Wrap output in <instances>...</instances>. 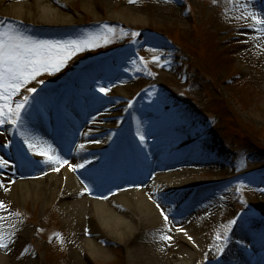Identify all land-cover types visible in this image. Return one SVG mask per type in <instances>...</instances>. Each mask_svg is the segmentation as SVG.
Segmentation results:
<instances>
[{
  "label": "rangeland",
  "instance_id": "obj_1",
  "mask_svg": "<svg viewBox=\"0 0 264 264\" xmlns=\"http://www.w3.org/2000/svg\"><path fill=\"white\" fill-rule=\"evenodd\" d=\"M61 1L64 4L60 8L64 12L80 17L70 28L33 29L4 15V5L15 1L0 0V24H11L14 29L36 39L87 40L95 44V47H84L76 52L59 71L41 73L21 89L30 96L24 127H35L36 97L47 96L48 105L53 108L60 99H70L75 94L81 95L82 99L93 96L106 100L110 98L112 87L104 84L114 79L128 81L125 87L132 83L134 103L128 88L114 86L127 94L117 100L122 112L127 109L138 111L145 106L143 109L152 115L161 113L166 127L171 124L186 132L200 131L204 141L215 142L229 158V162L227 159L226 164L219 166L220 172L195 176L203 180L217 179L221 183L230 180L229 184L209 191L217 197V218L212 219L206 214L211 203L193 207L187 214L191 221L206 217L203 232L210 238L199 248L204 254H197L191 264L215 261L213 248L218 250L221 245L217 235L221 237L228 232L231 220L248 217L254 222H264V195L255 190L264 188V44L254 36L259 32L258 21H252L257 29L255 33L246 32L250 25V6L262 5L264 0H89L98 14L86 9L87 0ZM245 4L249 5L247 9ZM122 7L135 10L136 15L142 16V21L135 24L116 21L111 14ZM105 25L115 29L114 33ZM153 56H160V61H154ZM85 73L90 74L70 85L72 79H79ZM41 80L44 83H39ZM32 87L37 89L35 93L27 91ZM101 88L107 91L101 92ZM17 96L14 101H18ZM116 122L118 119L114 122L118 124ZM116 127V134L124 130L120 123ZM0 128L12 132L15 126L5 123ZM136 130L129 129L128 135L136 136ZM20 136L17 146L22 148L26 143ZM37 137L36 134L28 136L34 145L40 144ZM101 141L108 144L107 139ZM0 150L7 149L2 146ZM202 154L206 156L208 151H202ZM46 162V171L40 170L37 178L52 173L58 176L63 167L69 168L68 163L59 165L49 159ZM239 165L245 169L234 172L232 168ZM72 178L74 188L83 190L84 199L88 200L86 194L89 192L81 179L75 174ZM0 213L9 214L2 222L3 238L11 249L4 257L5 264H75L71 239L76 235L57 204L48 207L34 200L22 205L3 201ZM98 236L102 247L110 252V258H94L84 264H161L162 256L164 260L165 254L170 252V247L164 244L161 251L150 248L144 257L137 252L140 247L137 246L134 251L139 263H136L133 253L130 254L124 245L112 244L105 234L98 233ZM174 248L183 250L186 247L179 244ZM77 249L85 258L87 247L81 245ZM240 255L242 252L236 251L227 260Z\"/></svg>",
  "mask_w": 264,
  "mask_h": 264
},
{
  "label": "bare ground",
  "instance_id": "obj_2",
  "mask_svg": "<svg viewBox=\"0 0 264 264\" xmlns=\"http://www.w3.org/2000/svg\"><path fill=\"white\" fill-rule=\"evenodd\" d=\"M11 1L15 2L4 5V15L33 29H66L72 27L75 21L80 19L74 13L64 12L60 8L64 4L61 0ZM87 4L88 11L98 14L95 12L92 1L87 0ZM115 8L116 6L113 5L112 9L115 10ZM134 11L132 8L122 7L118 11H113L111 15L116 21L126 24L141 22L142 16L136 15ZM254 14L264 18V4L250 6V25L246 31L250 34L257 31L252 24V21H256L252 19ZM254 36L264 44V34L257 32ZM247 38L250 39V37ZM89 74L85 73L79 79H72L70 85L79 83ZM62 77L65 75L63 74ZM159 79H161L160 76ZM159 79L158 81H160ZM125 82L128 81L123 82L121 79L115 81L114 79L105 83V86L112 87L110 98L106 100H99L93 96L82 99L79 94H75L70 99H60V105L67 104L73 110L78 109L79 120L84 118L93 120V125L98 128L100 133L93 134L91 128H82L87 122L79 121L70 142L68 144H63V141L58 143L64 151L65 156L62 158L68 161L70 167V169L63 167L58 176L45 174V176L37 178L40 170L46 171V161H48V156L41 153L47 151L49 156L57 155L48 145L31 149V155L24 157L25 159L21 158V151L17 147L15 148V140L17 141L19 138L20 131H24L27 136L41 135L44 132L43 129L35 133L25 128L20 130L14 128L12 132L2 131L0 128V145L4 146V150L7 149L6 151L0 150V158L9 162L6 167L0 166V201L22 205L34 200L42 202L48 207L57 204L65 213L68 223L76 235L71 239L72 260L75 264H84L85 261H91L94 258L103 260L110 258V252L107 248L102 247L101 237L98 236V233L105 234L107 240L112 244L124 245L130 254L133 253L136 263H139L134 251L137 246H140L137 252L144 254L145 257L150 248L154 247L161 251L160 247L166 244L170 247V252L165 254L164 260L162 256L161 264H191L197 254H204L199 248L210 238L208 233L203 232L207 221L206 217L205 220L194 219L191 221L187 214L193 207L211 203L210 208L206 209L208 210L206 214L212 219L217 218L219 214L217 197L210 195L209 191L230 183V180L221 183L217 179L203 180L196 179L195 176H211L220 172L219 166L226 164L227 159L229 162V158L215 142H211L209 139L204 141L205 137H201L203 133L200 131L198 133L194 130L186 132L171 124L166 127L162 119L163 115L161 113L158 116L152 115L143 109L145 106L138 111L131 112L127 109L122 112L117 100H122L123 97H127V94H123V89L120 91L114 89L115 85L128 88L133 94L132 101L135 102L133 84L129 82L130 87H125ZM86 90L90 91L89 88ZM23 95H25V91L21 90L17 99H21ZM46 98L47 96H40L34 99V103L38 104L43 113H49L50 110ZM83 101L84 106L81 104ZM154 106L157 108V103ZM58 118L55 115L50 125L56 123ZM38 119L40 126L44 129L49 128V124H42L43 121ZM117 119L116 123H120L124 129L119 134H116L118 124L114 123ZM131 128L137 129L136 136L128 135V130ZM140 135L145 137L143 141H141ZM195 135L200 136V139ZM103 139H107L108 144H103L101 141ZM202 141L205 142V145ZM202 151H208V155L203 156ZM104 155L105 157H102ZM128 162L135 165L136 174L133 173V169L127 167L115 168L118 164ZM98 163L101 164L98 165ZM77 164H83L84 167L74 171L72 165ZM96 168H104L103 173L108 171V174L100 176ZM244 169L242 165L232 168L234 172ZM72 172L88 188L92 189L94 195H97V201H86L83 190L74 188L76 185L73 182ZM130 175H133V184L137 186L139 184L136 183L138 181L136 176L140 175L145 192L133 195L125 194V190L128 189L127 178ZM105 179L117 182V186L112 184L111 187H105ZM133 184L130 186L133 187ZM5 188L9 190L5 191ZM112 188H118L124 192H119L116 196H107V192L112 191ZM131 190L133 192V188ZM255 190L264 195V188ZM251 202L254 203L253 200ZM161 208L167 214V220L164 219V214L160 211ZM0 215V264H5L4 257L9 254L8 249H11L9 246L7 248L2 246L7 244L3 238L5 230L2 224L9 214L0 213ZM165 235L172 239H164ZM219 242L221 244L219 249L222 248L223 251L221 253L218 251L219 249L213 248L215 261H212L211 264H227V258L236 251L242 252V255L233 260L234 264H264V260H260L261 258L259 259L255 255L260 253L258 248L264 246V222H254L248 217L231 220L228 232L220 237ZM179 244L186 248L183 250L174 248ZM81 245L88 249L85 258L78 254L77 248ZM210 259H214V257ZM216 260L220 262L217 263Z\"/></svg>",
  "mask_w": 264,
  "mask_h": 264
},
{
  "label": "snow or ice",
  "instance_id": "obj_3",
  "mask_svg": "<svg viewBox=\"0 0 264 264\" xmlns=\"http://www.w3.org/2000/svg\"><path fill=\"white\" fill-rule=\"evenodd\" d=\"M130 2H134V0H130ZM244 7L247 9L249 5L245 4ZM252 19L258 21V31L264 34V18L254 14ZM104 27L109 32L114 33L115 31V29L109 28L108 25ZM254 27L256 26L254 25ZM135 35L139 36L140 33H135ZM84 47H95V44L87 40L36 39L14 29L11 24L7 26L0 24V125L10 123L15 126V130L22 129L25 126L26 106L29 105L30 96L23 95L18 101H14L13 98L20 94L21 89H24L28 83L35 80L41 73L59 71L76 52L82 51ZM141 59L143 58L141 57ZM152 59L159 62L161 58L160 56H153ZM39 83L42 84L44 81L41 80ZM27 91L35 93L37 89L32 87L28 88ZM100 91L106 92L107 89L101 88ZM19 134L25 138L24 142L28 144L29 149L35 148V145L24 131H20ZM140 139L143 141L145 137L140 135ZM41 154L48 156V159L55 164L68 163L67 160L58 155L49 156L47 151H43ZM8 163V161L0 158V166L6 167ZM83 167V164L72 165L74 171ZM8 190L5 188V191ZM85 190L91 193V189L86 188ZM2 206L3 201H0V207ZM160 211L164 214V219L167 220L168 216L164 209L161 208ZM232 223H235V221H232ZM217 238L220 239L219 235H217ZM164 239L171 240L172 238L165 235ZM2 246L8 247L7 244ZM218 251L222 253L223 249L221 248Z\"/></svg>",
  "mask_w": 264,
  "mask_h": 264
}]
</instances>
